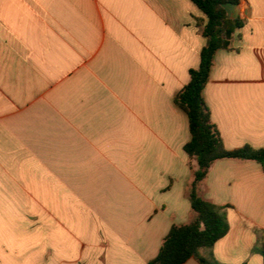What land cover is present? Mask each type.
<instances>
[{"label":"crops","instance_id":"1","mask_svg":"<svg viewBox=\"0 0 264 264\" xmlns=\"http://www.w3.org/2000/svg\"><path fill=\"white\" fill-rule=\"evenodd\" d=\"M226 11L243 27L204 100L226 149L261 150L264 0ZM206 23L192 0H0V264H149L194 220L175 100ZM200 193L229 224L203 255L264 264L263 166L217 161Z\"/></svg>","mask_w":264,"mask_h":264},{"label":"trees","instance_id":"2","mask_svg":"<svg viewBox=\"0 0 264 264\" xmlns=\"http://www.w3.org/2000/svg\"><path fill=\"white\" fill-rule=\"evenodd\" d=\"M207 16L203 36L207 43L201 53L199 69L191 71V81L176 97V104L187 113L190 122L191 141L184 150L197 163L193 179L188 187L189 199L195 213L194 220L185 225L173 226L165 238L159 255L149 264H185L194 258L199 264H220L213 256H204L229 232L223 208L205 200L200 185L207 178L212 165L220 160L254 161L264 168V149L249 146L230 151L211 121L210 110L203 92L209 82L217 53L229 50L239 29L240 19L229 18L226 6L238 5L241 0H192ZM264 261V244L257 249Z\"/></svg>","mask_w":264,"mask_h":264}]
</instances>
